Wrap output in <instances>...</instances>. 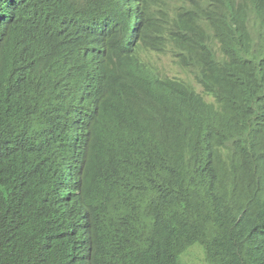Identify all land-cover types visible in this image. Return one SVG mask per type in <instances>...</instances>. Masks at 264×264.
I'll use <instances>...</instances> for the list:
<instances>
[{"label":"trees","instance_id":"trees-1","mask_svg":"<svg viewBox=\"0 0 264 264\" xmlns=\"http://www.w3.org/2000/svg\"><path fill=\"white\" fill-rule=\"evenodd\" d=\"M193 247L264 264V0H0V264Z\"/></svg>","mask_w":264,"mask_h":264},{"label":"rangeland","instance_id":"rangeland-1","mask_svg":"<svg viewBox=\"0 0 264 264\" xmlns=\"http://www.w3.org/2000/svg\"><path fill=\"white\" fill-rule=\"evenodd\" d=\"M157 58V57H156ZM164 64L166 65V74L172 77H180L189 79L185 72H182L177 66L169 62L168 57H162ZM210 99V97H207ZM183 264H208L205 261V254L202 248L193 247L183 256Z\"/></svg>","mask_w":264,"mask_h":264},{"label":"clouds","instance_id":"clouds-1","mask_svg":"<svg viewBox=\"0 0 264 264\" xmlns=\"http://www.w3.org/2000/svg\"><path fill=\"white\" fill-rule=\"evenodd\" d=\"M190 81L193 82V84L195 85L197 91L205 96V94L203 93V89L197 83H195V81L192 78H190Z\"/></svg>","mask_w":264,"mask_h":264}]
</instances>
